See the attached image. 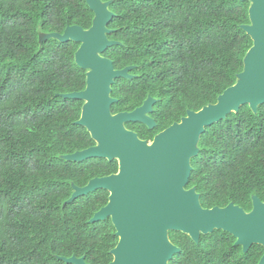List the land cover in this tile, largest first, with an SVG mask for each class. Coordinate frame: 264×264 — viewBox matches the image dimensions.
<instances>
[{
  "label": "trees",
  "instance_id": "16d2710c",
  "mask_svg": "<svg viewBox=\"0 0 264 264\" xmlns=\"http://www.w3.org/2000/svg\"><path fill=\"white\" fill-rule=\"evenodd\" d=\"M116 17L115 45L104 54L133 79H117L113 114L133 112L152 97L156 123H128L142 140L154 139L189 111L199 112L237 84L253 47L251 2L239 0H103ZM87 0H0V264H110L120 239L111 218L93 223L109 204L97 190L71 202L76 187L119 173L118 160L67 156L97 146L78 125L85 102L62 95L87 89L88 70L76 63L80 44L64 43L70 26L89 30ZM192 159L187 189L206 209L234 204L246 212L264 202V105H249L206 129ZM181 249L170 264H260L264 247L248 252L230 233L215 230L196 243L170 232Z\"/></svg>",
  "mask_w": 264,
  "mask_h": 264
},
{
  "label": "water",
  "instance_id": "95a60500",
  "mask_svg": "<svg viewBox=\"0 0 264 264\" xmlns=\"http://www.w3.org/2000/svg\"><path fill=\"white\" fill-rule=\"evenodd\" d=\"M251 2V25L243 26L254 44L245 59L244 71L236 85L227 89L216 104L199 112L189 111L181 122L160 133L153 142L142 140L127 129L128 123L157 127L150 117L157 100L149 97L133 112L113 114L118 100L112 97L117 79H133V67L117 70L114 62L104 56L109 48L119 45L110 40L109 25L116 17L110 3L87 0L95 14L93 26L85 30L70 26L63 35H51L64 43L80 44L76 54L79 67L88 70L87 89L62 95L65 99L85 102L78 125L89 129L97 146L66 157L82 162L92 158L118 160L119 173L95 178L86 187H76L71 202L97 190L110 192L109 204L98 212L92 222L108 218L120 239L112 251L110 264H170L181 249L172 243L170 232H182L196 243L202 235L215 230L230 233L236 245L248 252L252 246L264 247V202L253 198V209L230 204L225 208L206 209L196 189H187L193 166L192 159L200 150L198 144L206 129L226 120L249 105L254 113L264 105V0ZM67 264H87L85 258H63ZM260 264H264V257Z\"/></svg>",
  "mask_w": 264,
  "mask_h": 264
}]
</instances>
